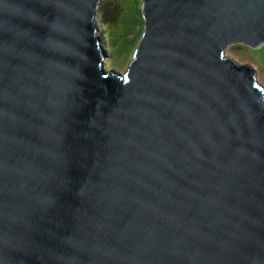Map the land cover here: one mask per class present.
Listing matches in <instances>:
<instances>
[{
	"label": "water",
	"instance_id": "95a60500",
	"mask_svg": "<svg viewBox=\"0 0 264 264\" xmlns=\"http://www.w3.org/2000/svg\"><path fill=\"white\" fill-rule=\"evenodd\" d=\"M101 0H0V264H264V0H141L124 73Z\"/></svg>",
	"mask_w": 264,
	"mask_h": 264
},
{
	"label": "rangeland",
	"instance_id": "374dc122",
	"mask_svg": "<svg viewBox=\"0 0 264 264\" xmlns=\"http://www.w3.org/2000/svg\"><path fill=\"white\" fill-rule=\"evenodd\" d=\"M95 18L105 68L124 73L135 51L134 44L140 40L138 35L143 27L141 0H101ZM225 56L253 67L258 83L264 88V45L254 49L233 44L227 48Z\"/></svg>",
	"mask_w": 264,
	"mask_h": 264
},
{
	"label": "trees",
	"instance_id": "16d2710c",
	"mask_svg": "<svg viewBox=\"0 0 264 264\" xmlns=\"http://www.w3.org/2000/svg\"><path fill=\"white\" fill-rule=\"evenodd\" d=\"M141 22H142V19H141ZM142 28H143V27H141V30L139 31L140 33H139L138 37L141 36ZM127 33H129V30L127 31ZM134 41H135V39H134ZM135 46H137V43L134 44V47H135ZM134 49H135V48H134Z\"/></svg>",
	"mask_w": 264,
	"mask_h": 264
}]
</instances>
